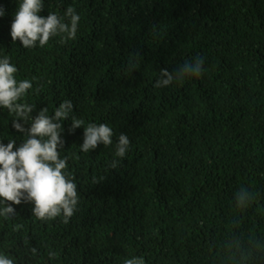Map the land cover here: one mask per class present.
I'll return each instance as SVG.
<instances>
[{
    "label": "trees",
    "instance_id": "1",
    "mask_svg": "<svg viewBox=\"0 0 264 264\" xmlns=\"http://www.w3.org/2000/svg\"><path fill=\"white\" fill-rule=\"evenodd\" d=\"M21 2L0 0V59L31 81L18 102L33 118L73 104L60 158L78 203L67 223L11 205L0 254L16 264H264V0H42L39 14L65 23L74 9L76 38L27 49L10 35ZM197 58L202 75L156 87L162 68ZM73 117L84 125L69 131ZM13 119L0 107V143L15 150L28 137ZM88 124L109 126L112 144L81 151ZM241 188L252 193L246 207Z\"/></svg>",
    "mask_w": 264,
    "mask_h": 264
},
{
    "label": "clouds",
    "instance_id": "2",
    "mask_svg": "<svg viewBox=\"0 0 264 264\" xmlns=\"http://www.w3.org/2000/svg\"><path fill=\"white\" fill-rule=\"evenodd\" d=\"M42 10V0H22L11 24L10 35L13 43L19 40L22 47L27 49L35 47L37 43L44 47L51 38L61 34H64L61 43L76 38L80 16L75 14L73 8L69 7L65 13L70 18V23L62 22L56 14L41 16L39 13ZM4 14L3 8H0V16ZM16 73L17 68L10 63L7 56L0 59V107L15 115V119L12 120L13 128L28 137L15 150V140L9 141L7 145L0 143V201L6 204L0 209V216L14 217L16 211L11 205L30 202L34 205L33 215L38 220H52L62 214L64 223H67L76 210L78 193L76 184L64 173L67 161L66 158H60V149L64 145L61 138L62 122L69 119L74 106L71 101L65 100L55 110L53 116L47 115V108H43L33 118L30 114L34 106L18 102L26 96L33 85L27 79L17 81ZM202 73V58L185 61L172 71L162 68L156 87H167L174 81H182L191 76L199 77ZM21 120L25 123L31 120L30 128L26 129L19 122ZM71 121L69 131L84 125L81 119L73 117ZM83 128L81 151L87 153L101 144L105 146L112 144L113 130L109 126L88 124ZM129 144L127 135L121 134L116 145V157H125ZM118 164V160H113L110 167L116 169ZM235 200L237 206L246 207L252 201V193L241 188L235 194ZM16 227L19 228L21 225ZM31 251L35 253L36 249L33 248ZM55 256V252H49V258ZM0 264H16V261L0 254ZM124 264H144V260L134 257L126 259Z\"/></svg>",
    "mask_w": 264,
    "mask_h": 264
}]
</instances>
